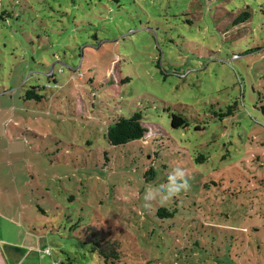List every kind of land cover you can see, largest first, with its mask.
<instances>
[{"label":"rangeland","instance_id":"rangeland-1","mask_svg":"<svg viewBox=\"0 0 264 264\" xmlns=\"http://www.w3.org/2000/svg\"><path fill=\"white\" fill-rule=\"evenodd\" d=\"M9 118L50 261L264 264V0H0ZM176 167L189 190L146 204Z\"/></svg>","mask_w":264,"mask_h":264},{"label":"crops","instance_id":"crops-1","mask_svg":"<svg viewBox=\"0 0 264 264\" xmlns=\"http://www.w3.org/2000/svg\"><path fill=\"white\" fill-rule=\"evenodd\" d=\"M10 123V118L0 122V264H55L44 233L29 222L32 207L26 197L32 191L27 174L6 169L17 154Z\"/></svg>","mask_w":264,"mask_h":264},{"label":"trees","instance_id":"trees-1","mask_svg":"<svg viewBox=\"0 0 264 264\" xmlns=\"http://www.w3.org/2000/svg\"><path fill=\"white\" fill-rule=\"evenodd\" d=\"M250 19V14L242 13L233 23V26L239 23H245ZM33 92L27 93V99H31ZM228 115H231L229 113ZM171 125L175 129L184 128L188 126L187 119L180 115H172ZM149 134V130L142 123V115L140 113L134 114L131 118H118L114 124L108 128L105 138L111 146L118 147L128 145L137 140H144ZM163 211V210H161ZM165 211V210H164ZM172 215V214H170ZM56 264V263H55Z\"/></svg>","mask_w":264,"mask_h":264},{"label":"clouds","instance_id":"clouds-1","mask_svg":"<svg viewBox=\"0 0 264 264\" xmlns=\"http://www.w3.org/2000/svg\"><path fill=\"white\" fill-rule=\"evenodd\" d=\"M179 180V183L177 182ZM190 188L189 177L184 169L176 167L168 174L166 183L155 187H149L145 192V203L150 204L152 200L159 198L161 201H168L177 197L181 192Z\"/></svg>","mask_w":264,"mask_h":264}]
</instances>
